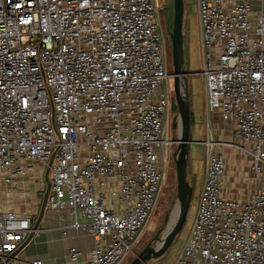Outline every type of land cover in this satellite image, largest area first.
I'll return each mask as SVG.
<instances>
[{
  "label": "built area",
  "instance_id": "1",
  "mask_svg": "<svg viewBox=\"0 0 264 264\" xmlns=\"http://www.w3.org/2000/svg\"><path fill=\"white\" fill-rule=\"evenodd\" d=\"M197 15L206 115L264 177V0H197ZM158 16L156 0H0V186L18 190L35 173L46 183L49 172L46 210L68 214L63 236L91 235L88 264L128 259L162 193L175 102ZM204 144L175 264H264V187L244 204L223 197L225 155ZM36 222L0 210V264ZM80 255L72 248L71 262Z\"/></svg>",
  "mask_w": 264,
  "mask_h": 264
},
{
  "label": "rangeland",
  "instance_id": "2",
  "mask_svg": "<svg viewBox=\"0 0 264 264\" xmlns=\"http://www.w3.org/2000/svg\"><path fill=\"white\" fill-rule=\"evenodd\" d=\"M185 1V16H184V50L185 62L187 71L191 74L189 76L190 101L193 106V118L191 126V134L193 144L190 146L189 160H188V182L193 188V195L190 209L181 232L176 237L174 243L166 254L158 259L151 261L149 264H175L178 255L181 253L188 237L192 232L193 223L195 220L200 193L203 188L205 178V164L207 160V148L204 144L207 140L214 141L219 145L220 150L224 152V148L241 149L240 145L232 142V137L227 131L222 130V126L216 120L211 126L208 122L212 119L206 115V96H205V80L201 75L203 71V59L200 44V27L197 15V0ZM159 3V24L164 38V50L166 62L168 66V73L171 76L169 85L172 87L173 102L175 107L172 111L171 121L169 124V134L173 141L171 146L170 164L166 173L162 193L158 199L156 209L152 214L143 234L140 237L139 243L134 249L133 254L130 255L122 264H130L135 257L144 250L155 238L159 232L160 236L165 234L169 228L170 221L173 218L175 210L178 208V193H177V170L175 163V153L178 149V141L180 138L179 127L175 125L179 123L178 109L176 110V97L174 91L173 80V59H172V42L170 39V32L172 31L174 19V0H157ZM192 116V112H191ZM35 184L38 186L35 189H45L46 183L41 175H36ZM37 192V191H36ZM38 196V194L36 193ZM6 197V194L3 195ZM41 200L38 197V200ZM39 200V201H40ZM41 203V201H40ZM41 206V205H40ZM40 206H38L40 208ZM38 214L32 215L36 217Z\"/></svg>",
  "mask_w": 264,
  "mask_h": 264
},
{
  "label": "crops",
  "instance_id": "3",
  "mask_svg": "<svg viewBox=\"0 0 264 264\" xmlns=\"http://www.w3.org/2000/svg\"><path fill=\"white\" fill-rule=\"evenodd\" d=\"M156 3L159 5L157 0ZM191 112L193 118L192 105ZM213 120L220 123L224 132L227 131L230 136L232 135L231 129L218 116L213 117L212 121L208 122L210 130L213 126L212 122L215 123ZM223 153L227 170L222 196L242 204L249 202L253 194L264 187V177L254 175L251 170V159L242 149L225 147ZM36 175L39 174L35 173L23 179L18 190L12 189L8 185L0 186V210L2 212H12L21 217L38 221L43 200L39 199L40 203L36 195L40 190V188L35 189L38 186L34 183L35 180H38L35 178ZM4 193L6 197L3 196ZM35 214L38 215L33 218L32 215ZM68 221L69 216L66 212L57 213L46 210L39 224V232L32 237L29 243L23 245L15 254L14 260L2 264H21L35 261H41L43 264H88L92 255L94 239L88 233L77 232L73 229H69L67 236H63L62 227ZM72 248L81 251L79 259L74 263L71 262L70 258Z\"/></svg>",
  "mask_w": 264,
  "mask_h": 264
},
{
  "label": "water",
  "instance_id": "4",
  "mask_svg": "<svg viewBox=\"0 0 264 264\" xmlns=\"http://www.w3.org/2000/svg\"><path fill=\"white\" fill-rule=\"evenodd\" d=\"M184 16L185 1L174 0V19L170 39L172 42V59H173V80L174 91L176 97V106L179 114V123L175 125L179 127L180 138L178 141V149L175 153V163L177 170V193H178V217L176 223L171 228V222L167 232L160 236L158 232L153 241L138 254L130 264H149L151 261L162 258L174 243L176 237L181 232L186 221L192 195L193 188L188 182V160L190 146L193 143L191 126V102L189 89V76L185 62L184 50ZM46 193L44 195L41 213L38 221L34 226V231L38 230L39 224L43 219L46 211L47 200L50 192L49 172L46 174ZM33 235L27 241L30 242ZM26 243V244H27ZM15 255H11L7 263L14 259Z\"/></svg>",
  "mask_w": 264,
  "mask_h": 264
},
{
  "label": "bare ground",
  "instance_id": "5",
  "mask_svg": "<svg viewBox=\"0 0 264 264\" xmlns=\"http://www.w3.org/2000/svg\"><path fill=\"white\" fill-rule=\"evenodd\" d=\"M178 208L175 210L174 214H173V218H172V222H171V228L173 227V225L176 223V219L178 217Z\"/></svg>",
  "mask_w": 264,
  "mask_h": 264
},
{
  "label": "trees",
  "instance_id": "6",
  "mask_svg": "<svg viewBox=\"0 0 264 264\" xmlns=\"http://www.w3.org/2000/svg\"><path fill=\"white\" fill-rule=\"evenodd\" d=\"M176 110H177V108H176Z\"/></svg>",
  "mask_w": 264,
  "mask_h": 264
}]
</instances>
